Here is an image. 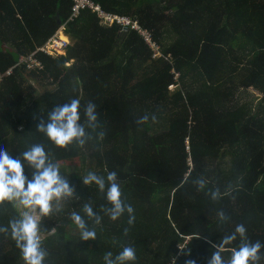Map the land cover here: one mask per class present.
<instances>
[{
  "label": "trees",
  "instance_id": "trees-1",
  "mask_svg": "<svg viewBox=\"0 0 264 264\" xmlns=\"http://www.w3.org/2000/svg\"><path fill=\"white\" fill-rule=\"evenodd\" d=\"M94 1L136 19L160 55L136 30L102 25L85 11L67 24L64 55L37 52L41 68L21 64L0 82V149L21 160L32 179L35 169L22 154L42 145L75 188L40 218L44 264H105L107 252L115 257L125 246L136 251L130 264H207L211 243L239 224L250 242L264 245V0ZM70 6L0 0V72L56 32ZM31 81L42 90L31 95ZM247 90L259 96L253 109ZM73 98L89 139L63 148L36 125ZM89 102L96 105L95 128L87 125ZM73 164L79 168L62 167ZM90 171L105 178L106 188L108 172L117 173L121 198L134 209L132 224L127 211L116 220L105 213L112 206L106 190L83 184ZM198 178L206 181L203 190L193 183ZM216 189L220 198L213 200L209 190ZM86 203L99 224L83 212ZM220 211L229 219L221 221ZM72 212L95 230V240L81 238ZM21 218L12 201L0 203V229H7L0 231V264H25L11 236V222ZM240 243L237 234L225 246V261ZM260 256L264 264V247Z\"/></svg>",
  "mask_w": 264,
  "mask_h": 264
},
{
  "label": "clouds",
  "instance_id": "clouds-1",
  "mask_svg": "<svg viewBox=\"0 0 264 264\" xmlns=\"http://www.w3.org/2000/svg\"><path fill=\"white\" fill-rule=\"evenodd\" d=\"M64 33L68 36L70 41L68 45H70V36L66 30ZM79 109L80 100L77 98L71 99L68 103L57 104L48 113L47 122L41 119L36 128L45 133L59 147L67 148L73 143L83 146L89 139V135L84 124L80 123ZM84 111L88 127L95 128L97 122L96 105L89 102ZM22 155L23 159L35 169L32 179H28L25 175L24 164L21 160L10 156L6 149H0V203L5 200H18L19 204L28 210L22 213L21 219L11 222V236L15 240L16 246L21 250L25 264H44L48 254L42 247L40 218L53 213L55 210L54 201L59 203L73 197L75 188L70 185L67 177L61 175L60 164L49 161L42 145H33ZM82 180L84 185L95 183L101 192L106 190L107 201L112 206L105 208L104 211L112 220L118 219L127 211L129 214L128 223L134 222V209L122 200V192L115 171H110L107 174V188L105 178L95 172H88ZM193 183L198 185L199 190H203L206 186V181L203 178H198ZM209 191L213 200L220 198L218 189ZM83 212L96 224L100 223L101 217L93 211L90 203L83 205ZM219 217L221 221L229 219L223 211L219 212ZM71 220L80 229L81 238L84 241L96 239L95 230L88 228L85 219L80 214L72 212ZM0 231H7V229H0ZM127 231L125 229L126 234ZM237 234L241 240L239 248H232L231 258L225 261L222 256L225 246L231 245L237 239ZM211 247L215 251L208 258L207 264H258L261 259L260 250L264 245L260 241L250 242L246 235L245 226L239 224L232 234L223 236L219 243H211ZM136 259V251L131 246H125L115 257H113L112 252H107L104 256L105 264H130ZM186 264H196V262L189 260Z\"/></svg>",
  "mask_w": 264,
  "mask_h": 264
},
{
  "label": "built area",
  "instance_id": "built-area-1",
  "mask_svg": "<svg viewBox=\"0 0 264 264\" xmlns=\"http://www.w3.org/2000/svg\"><path fill=\"white\" fill-rule=\"evenodd\" d=\"M91 11L95 13L99 20V23L105 26H110L114 23L120 26V31L128 32L129 30H136L154 50L153 56H157L156 48L158 47L152 40L150 34L143 29L136 19H133L127 15H121L118 13H112L106 11L102 6L94 0H71L70 13L63 22H60V26L56 32L49 36L45 42L39 45L34 52L26 55H20L18 61L10 68L0 72V82L8 75L12 73V69L21 64L25 65L26 69H34L42 67L41 61L35 57L37 52H43L49 56H58L65 54L66 48L70 43L69 38L65 35L67 24L74 21L76 17L82 12ZM156 47V48H155ZM68 64V63H66ZM174 78L177 77V73L174 74ZM175 83L170 84L168 87L173 88Z\"/></svg>",
  "mask_w": 264,
  "mask_h": 264
},
{
  "label": "rangeland",
  "instance_id": "rangeland-1",
  "mask_svg": "<svg viewBox=\"0 0 264 264\" xmlns=\"http://www.w3.org/2000/svg\"><path fill=\"white\" fill-rule=\"evenodd\" d=\"M156 48V47H155ZM156 53L158 54L157 56H159L160 55V52H159V50H158V52H157V48H156ZM30 80V79H29ZM32 82V85H33V92H31V95H33V94H35L36 92L35 91H41L42 90V88L40 87L39 88V86L36 84V82L35 81H31ZM38 89V90H37ZM170 89H172V90H174L175 89V86L173 87V88H170ZM256 94V93H255ZM254 93H252L251 91H249V90H247V91H245L244 93H243V97H245L249 102H250V105H251V108L253 109V108H255V106H256V104H257V102H258V100H259V96H258V94H256L255 95ZM64 169H65V171H73L74 170V168H79V166L77 165V164H73V165H71V166H69V165H63L62 166ZM83 170H84V168H83ZM14 204H15V206L17 207V209H18V211H19V213H20V215L22 216V213L24 212V211H28L27 209H24L23 208V206L22 205H20L19 204V202H18V200H14V201H12ZM55 205H59V203H57V202H55L54 201V206Z\"/></svg>",
  "mask_w": 264,
  "mask_h": 264
},
{
  "label": "water",
  "instance_id": "water-1",
  "mask_svg": "<svg viewBox=\"0 0 264 264\" xmlns=\"http://www.w3.org/2000/svg\"><path fill=\"white\" fill-rule=\"evenodd\" d=\"M60 22V21H59Z\"/></svg>",
  "mask_w": 264,
  "mask_h": 264
}]
</instances>
